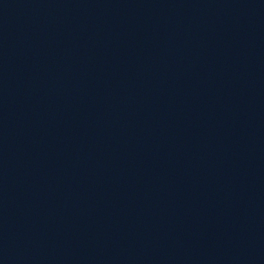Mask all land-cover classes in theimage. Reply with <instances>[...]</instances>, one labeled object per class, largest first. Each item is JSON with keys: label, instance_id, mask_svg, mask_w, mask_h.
Wrapping results in <instances>:
<instances>
[{"label": "water", "instance_id": "water-1", "mask_svg": "<svg viewBox=\"0 0 264 264\" xmlns=\"http://www.w3.org/2000/svg\"><path fill=\"white\" fill-rule=\"evenodd\" d=\"M0 264H264V0H0Z\"/></svg>", "mask_w": 264, "mask_h": 264}]
</instances>
